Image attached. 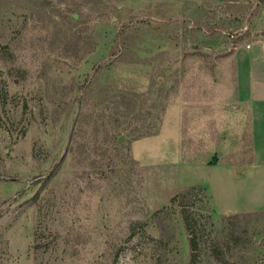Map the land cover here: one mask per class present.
Listing matches in <instances>:
<instances>
[{"label": "rangeland", "instance_id": "obj_1", "mask_svg": "<svg viewBox=\"0 0 264 264\" xmlns=\"http://www.w3.org/2000/svg\"><path fill=\"white\" fill-rule=\"evenodd\" d=\"M258 39L264 0H0V48L13 56L0 54V264H264V232H249L233 258L224 247V174L181 166L248 159L245 117L240 135L213 115L226 109L215 92L231 53ZM160 88L159 136L116 148L118 131L74 132L99 90L153 98ZM100 110L91 112L101 129ZM195 181L216 195V211L199 186L170 208ZM182 208L201 226L195 253Z\"/></svg>", "mask_w": 264, "mask_h": 264}, {"label": "crops", "instance_id": "obj_2", "mask_svg": "<svg viewBox=\"0 0 264 264\" xmlns=\"http://www.w3.org/2000/svg\"><path fill=\"white\" fill-rule=\"evenodd\" d=\"M228 62L229 66L223 70L224 85L217 87L218 90L215 92L217 99L227 102L226 109L215 111L213 119L216 126L226 125L229 133L235 132L241 135L242 121L245 117L244 124L249 137V157L246 161L231 163L219 160L212 165L181 163V166L189 171L195 168L221 171L224 174L221 179L227 184L223 199H229L228 209L216 211L214 206L216 195L209 190L204 181L187 183L183 187L203 188L208 193L214 210L221 215L260 213L264 212V41L258 39L249 45L235 48ZM180 120L179 112L178 129L176 128V137H174L177 139L179 150L181 149ZM164 124L163 122L157 136L163 131ZM228 184L233 190L229 189ZM231 202H234L232 203L234 205H231Z\"/></svg>", "mask_w": 264, "mask_h": 264}, {"label": "trees", "instance_id": "obj_3", "mask_svg": "<svg viewBox=\"0 0 264 264\" xmlns=\"http://www.w3.org/2000/svg\"><path fill=\"white\" fill-rule=\"evenodd\" d=\"M231 8L236 7L231 6ZM236 10L241 12L243 9L236 8ZM116 46L117 45L113 47L114 49H111V52L109 53L110 56L115 55V52L117 51L115 50ZM8 51L7 47L0 48L1 55L5 56L8 54L9 58L13 60L12 54ZM92 51L93 48H90L85 54H89ZM89 82L90 81H86L83 88H85V91L87 90L90 95L93 90L90 89ZM157 92L160 93L152 98L154 93L151 89H149L145 95L128 92H114L109 95L108 93L104 94L102 90H99L96 96V105L92 104L91 108H88L89 102L85 101V109L83 108V110H80L75 120L74 132L77 133V135L84 134L86 131L85 128L90 127L91 125H93L94 135L99 133V131H102L106 137L110 132L118 131V134L115 137L116 143L114 142L113 144L116 148L119 147L117 140H123L124 137L129 139V141H138L157 136L160 132L161 121L167 104L166 91L160 88ZM24 107L26 108V106ZM95 107L101 108L100 113L97 115L99 122H101V129L100 126L93 121V114L91 111ZM94 139L96 140V137H94ZM82 148L83 144L78 145L77 151L78 154L83 155L84 158L82 160H84L88 157L89 153L88 150H83L82 152ZM212 164H215V162L210 163V165ZM200 190L201 188L196 186L182 188L169 200V207L173 208L174 206H182V202L191 196H195ZM163 210L165 211V209ZM180 215L185 228L188 231L187 235L190 253H195L198 250L196 235L201 233V230L199 229L201 226H199L194 215L187 212L185 208L181 209ZM228 221L229 228L218 232H229V247L226 242H224L226 245L224 247L227 248V252L229 251L230 258H233V249L241 244L242 239L244 237L246 238L249 232H264V225H261V223L264 222V212L237 214L231 216ZM248 247L249 246H245L244 242L243 246L238 250L246 252L249 249ZM220 253L223 254V252ZM117 255L118 254L116 253L115 258ZM237 259L242 260L243 257L237 256ZM243 264H245V262Z\"/></svg>", "mask_w": 264, "mask_h": 264}, {"label": "water", "instance_id": "obj_4", "mask_svg": "<svg viewBox=\"0 0 264 264\" xmlns=\"http://www.w3.org/2000/svg\"><path fill=\"white\" fill-rule=\"evenodd\" d=\"M74 18H76V16Z\"/></svg>", "mask_w": 264, "mask_h": 264}]
</instances>
